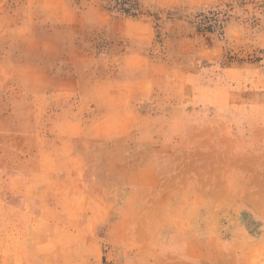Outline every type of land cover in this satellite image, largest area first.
<instances>
[{
  "label": "rangeland",
  "instance_id": "obj_1",
  "mask_svg": "<svg viewBox=\"0 0 264 264\" xmlns=\"http://www.w3.org/2000/svg\"><path fill=\"white\" fill-rule=\"evenodd\" d=\"M0 264H264V0H0Z\"/></svg>",
  "mask_w": 264,
  "mask_h": 264
}]
</instances>
